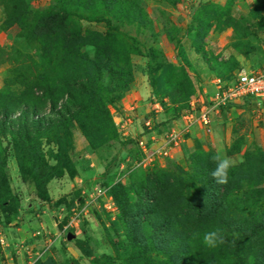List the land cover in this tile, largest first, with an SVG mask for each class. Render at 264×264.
<instances>
[{
    "label": "rangeland",
    "instance_id": "374dc122",
    "mask_svg": "<svg viewBox=\"0 0 264 264\" xmlns=\"http://www.w3.org/2000/svg\"><path fill=\"white\" fill-rule=\"evenodd\" d=\"M53 2L30 0V9L39 10ZM143 6L151 26L123 29L138 40L139 54L130 56L131 82L125 91L113 94L114 103L109 105L115 134L97 148L89 145L76 126L41 137L37 158L56 167L55 176L42 183L45 189H37L27 159L20 171L9 132L16 130V118L24 112L29 120L54 118L52 104L59 109L67 98L57 90L74 79L73 84L79 85L76 78L83 74L50 69L46 83L35 85L33 107L19 105L8 116L0 110V150L5 155L8 184L7 201L0 200V264H95L105 256L111 259L110 264H128L125 232L107 183L130 187L151 169L171 164L186 168L190 155L199 150L216 153L222 149L236 161L235 166L257 146L264 150V101H240L235 108L212 116L209 127L195 126L170 158L122 177L121 166L138 150L137 141L121 135L130 134V126L122 127L120 114L127 109L133 112L134 116H127L134 119L132 130L137 127L148 132V122L150 131L166 135L179 123L182 107L191 101L201 106L211 98L217 80L232 82L240 70L264 69V0H143ZM29 23L10 25L5 0H0V93L18 96L28 88L25 83L38 76L39 59ZM81 25L87 31H106L103 23ZM151 48L155 49L153 55ZM167 64L175 71H167ZM97 78L101 83L106 80L105 76ZM144 87L146 94L137 93ZM44 88L56 95L45 100L40 97ZM192 138L198 143L188 142ZM104 188L107 192L100 194ZM19 222L33 226L31 232L25 229L21 233L22 238L15 230L21 227Z\"/></svg>",
    "mask_w": 264,
    "mask_h": 264
},
{
    "label": "trees",
    "instance_id": "16d2710c",
    "mask_svg": "<svg viewBox=\"0 0 264 264\" xmlns=\"http://www.w3.org/2000/svg\"><path fill=\"white\" fill-rule=\"evenodd\" d=\"M5 6L10 25L24 27L27 20L31 22L28 25L36 44L39 72L18 96L0 93V110L8 116L19 105L33 107L35 85L46 83L50 69L58 73L72 70L84 76L76 78L79 85L73 84L74 79L57 90L67 98L59 109L52 104L54 118L47 122L40 116L29 120L24 112L16 118V130L9 132L20 171H24L27 159L37 189L43 190L42 183L55 176L56 167L38 160L39 140L76 126L93 148L109 141L115 134L109 105L114 103L113 94L125 91L131 82L130 56L139 54L138 40L123 29L151 25L143 0H54L39 10L30 9V0H5ZM82 22L103 23L106 31L84 30ZM149 52L153 55L155 49ZM167 65V71H175L173 65ZM101 76L107 81L103 78L101 83L97 78ZM222 83L227 86L231 82ZM52 91L44 88L40 97L48 100L56 95ZM235 105L229 104L220 112ZM189 108L190 102L181 108L179 117ZM213 155V151H195L186 168L171 164L151 169L130 187L106 184L111 186L119 210L128 264H264V150L257 146L240 165L232 167L225 185H217L211 178ZM5 169V155L0 150L2 203L8 193ZM215 229L226 242L206 247L203 234ZM110 261L105 256L95 264Z\"/></svg>",
    "mask_w": 264,
    "mask_h": 264
},
{
    "label": "built area",
    "instance_id": "2783aa9c",
    "mask_svg": "<svg viewBox=\"0 0 264 264\" xmlns=\"http://www.w3.org/2000/svg\"><path fill=\"white\" fill-rule=\"evenodd\" d=\"M215 88L211 98L201 106L191 101L190 108L182 114L177 126L170 128L164 138H140L137 141L138 152L135 157L126 160V166L118 167L120 174L123 172L122 177H127L134 171L146 170L161 158H170L172 151L180 146L187 133L195 126L209 127L211 117L229 104H237L246 98L264 101V69L257 72L240 70L229 85L225 86L217 80ZM129 119L131 122L132 119ZM146 126H149V123H146ZM99 192L102 194L107 191L104 188Z\"/></svg>",
    "mask_w": 264,
    "mask_h": 264
},
{
    "label": "clouds",
    "instance_id": "9594fccd",
    "mask_svg": "<svg viewBox=\"0 0 264 264\" xmlns=\"http://www.w3.org/2000/svg\"><path fill=\"white\" fill-rule=\"evenodd\" d=\"M211 159L215 163V168L211 172V178L217 185L227 184L229 170L236 165V161L232 157H229L222 149L217 150ZM225 242L226 238L219 229L203 234V243L206 247L215 248Z\"/></svg>",
    "mask_w": 264,
    "mask_h": 264
},
{
    "label": "crops",
    "instance_id": "0c3cea01",
    "mask_svg": "<svg viewBox=\"0 0 264 264\" xmlns=\"http://www.w3.org/2000/svg\"><path fill=\"white\" fill-rule=\"evenodd\" d=\"M148 92V89L146 90V88L144 87L143 89H142V91L141 92H139V90L137 91V93H139L140 95H142V93H144V94H146ZM136 93V97H135V99H137V102L139 101L140 102V98H139V95ZM254 102H256L257 104H260L261 103V101L260 100H256V101H254ZM138 104V103H137ZM236 106V105H235ZM139 107V106H138ZM233 108H235V107H233ZM131 109V108H130ZM127 116H134L133 115V112L131 111V110H128L127 109V112L124 114V113H122V114H120L119 115V118L120 119H118L119 121H121V120H123L122 122H123V125H122V127L123 128H125V127H128V126H130L129 128H128V131H129V133L130 134H127L128 132H126L125 134H121V135H124L125 137H129V138H131V139H134L135 141H138L140 138H150V137H158V138H160V137H162V136H164L165 134H155V132L154 131H150L151 130V127H149V126H146V127H148L147 128V131L148 132H146L145 130H142V129H140V128H134L133 130H135V131H133L132 129H131V127H132V125H135V122L133 123H131L130 122V119H128L127 118ZM216 116V115H215ZM130 118V117H129ZM132 120H134V119H132ZM137 121H139V119L137 120ZM146 123H148V122H146ZM146 123H145V125H146ZM132 124V125H131ZM131 131H133L135 134H131ZM150 131V132H149ZM229 134H231V133H229ZM193 139V138H192ZM194 142L195 144L196 143H198V141H197V139H193V140H188V142ZM178 151V148H176V149H174L173 150V152H172V154H175L176 152ZM29 213H32L31 211H28ZM27 219V218H26ZM28 222V221H27ZM19 223H21V227H19V228H15V230L19 233L18 235H20V238H22L23 236H21L22 234L21 233H24L26 230L25 229H27V230H29L30 232H31V230H32V227L33 226H31V228H30V226H28L29 224H27V223H23V222H19ZM31 223V222H30ZM33 224H34V222H32ZM12 229V228H11Z\"/></svg>",
    "mask_w": 264,
    "mask_h": 264
},
{
    "label": "water",
    "instance_id": "95a60500",
    "mask_svg": "<svg viewBox=\"0 0 264 264\" xmlns=\"http://www.w3.org/2000/svg\"><path fill=\"white\" fill-rule=\"evenodd\" d=\"M68 238H70V236H68Z\"/></svg>",
    "mask_w": 264,
    "mask_h": 264
}]
</instances>
